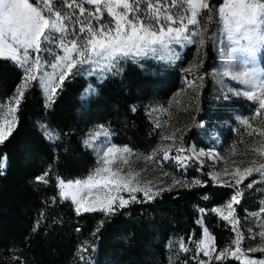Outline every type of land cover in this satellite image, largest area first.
<instances>
[{"label": "trees", "instance_id": "1", "mask_svg": "<svg viewBox=\"0 0 264 264\" xmlns=\"http://www.w3.org/2000/svg\"><path fill=\"white\" fill-rule=\"evenodd\" d=\"M219 1L209 0L211 11H206L210 14ZM135 5L144 6L139 1ZM205 49L203 106L211 99L209 70L216 55L209 31ZM261 59L264 64V54ZM21 77L16 62L0 58V102ZM148 81L140 72L128 78L109 77L87 102L80 96L86 79L79 74L66 78L51 102L38 84L24 88L15 130L0 145V157L7 158L0 174V264H178L182 256L192 264L190 251L178 247L181 239L190 243L201 234L199 208L205 209L202 216L217 241L226 238L229 227L211 210L236 187L214 180L205 165H199L200 186L166 189L150 201L137 198L139 202L113 215H78L71 199L59 196L56 178L84 174L95 158L83 141L93 121H105L117 140L131 145L151 139L152 123L142 107L134 104L150 90ZM40 122L59 128V139L46 138ZM229 134H224L227 141ZM185 135L204 144L192 128ZM46 171L49 182H38L35 178ZM213 264L244 263L229 257Z\"/></svg>", "mask_w": 264, "mask_h": 264}, {"label": "rangeland", "instance_id": "2", "mask_svg": "<svg viewBox=\"0 0 264 264\" xmlns=\"http://www.w3.org/2000/svg\"><path fill=\"white\" fill-rule=\"evenodd\" d=\"M132 1L129 0V3ZM135 1L144 5L140 8L141 19L146 24L151 22L153 27L156 22L150 18L154 15V9L157 6L161 8V23L165 25V28L169 26V21L163 19L166 14L171 15L173 20L184 19L185 22L190 17L191 9L187 0H175V3L172 0ZM29 2L37 6V0H29ZM71 2L72 0H64V4ZM76 2L86 9L85 16L81 17L75 8L64 7L63 4L58 3V0L56 3V10L61 11L62 15L73 17L66 21L68 32L64 43L68 46L72 39H78V41L85 39L87 34L79 33V27L81 23L86 26L89 19H91L93 28L98 27L99 24L114 26V19L108 13L107 5L103 2L99 5V14L96 12V5L88 4L85 0H76ZM226 2L227 0H220L214 4L210 14L206 10H201L197 17L198 24L189 26L188 33H185L188 35L201 32L204 39L203 44L200 43L201 36H192L191 42L181 39L178 44L173 41L167 46L156 45V50L150 51L146 56L137 57L135 60L122 59L120 63L111 67L103 58H96L95 62L80 66L79 70L73 69L74 74L70 73L69 78L79 74L86 79V84L80 92L81 97L90 88L95 89L96 92L100 83L109 77L125 76L128 78L131 73L137 72L146 75L150 90L143 93L134 104H139L148 115L152 123V136L147 142L131 145L128 142L117 140L116 132L105 121L95 120L83 134L84 143L89 141L90 143L87 145L94 151V160L84 174L66 179L60 177L61 179L65 181L85 179L98 166V155H102L103 151L113 144L119 147L128 146L132 150L131 155L125 154L129 161L128 164L117 160L112 165L113 169L119 168L122 175H126L130 171L133 174L139 173L137 180L140 182V186L147 185L154 192L159 189H168L174 180L187 184H191L194 180L201 181L199 165H205L208 174L223 173L227 169L229 175H221L220 180L234 184L235 179L239 178V175L235 173L237 168L243 172L246 167L255 168L264 163V156L257 151V149H264V134H262L264 133V109L259 106V100L264 99V95H261L264 91V64L261 59L264 54V45H257L254 54H249L242 50L247 41L241 39L239 34L229 38V33L219 13V9ZM260 2L264 3V0H260ZM149 4L152 5V8L148 7ZM115 10L117 12L124 11L122 5ZM89 13L92 14L91 17L88 16ZM77 21L81 23H77ZM171 26L179 27L180 25L172 24ZM208 31L216 55L209 70L212 81L211 99L207 106H203L204 70L202 64L206 57L205 40ZM58 45L59 41L56 44H50L48 50L41 53L42 63L40 70L36 73L37 80L27 81V85L36 83L41 87L46 101H49V92L44 86L45 81L51 77L53 86L59 82L61 68L53 69L51 67V64L57 62L59 56L64 55L62 48ZM233 49L236 51L234 52ZM72 55L74 59L77 57V53ZM35 56L36 53L32 51L31 59L34 60ZM18 66L22 71V77L13 92L4 96L0 102V109H2L0 124L12 119L13 113L10 109L14 107L13 98L17 95L21 85L25 84V70L19 64ZM250 69H254L256 72L257 79L254 84L244 83L243 77L235 79L238 74ZM64 70L66 71V69ZM245 92H253L257 99H250L243 94ZM14 115L17 117L16 112ZM157 123L160 124L159 128L156 127ZM41 125L46 124L40 122ZM46 126L50 130H55L60 136L59 128L51 125ZM191 128L204 140V144L196 142L194 138L186 139L185 134ZM226 132L229 134L228 141L224 138ZM166 136L174 138L167 140L164 139ZM53 139L55 138L53 137ZM179 148H183L185 151L178 152ZM165 150L169 152L170 158L167 160L163 159ZM200 152H204L205 155L196 159L193 153L198 156ZM149 156L152 158L146 159ZM177 156L181 157V160H177ZM186 157L192 158L184 159ZM210 176L212 177V175ZM249 184L252 186L247 187ZM176 187L179 186H172V188ZM237 191L241 193V196L239 197L240 203L234 205L235 218L239 221L235 227L244 237L240 245L241 254L238 257H233L230 254L235 251V245L232 243L236 239L233 225L223 220L229 227V233L219 242L205 222L202 216L203 212L200 211L197 220L202 226L201 234L190 243L184 239L180 240L186 247H191L189 256L195 261L192 264H199L200 261H205V264H213L215 261L217 262L216 255L225 249L229 250L227 258L230 257L243 263L245 258L258 262L264 261V237L260 236V233L264 232V211H261L264 209V175L254 171L229 196L212 206V209L220 207L227 212L225 205L230 202L231 197ZM120 195L125 199L130 197L127 192H121ZM135 195L137 198H144L143 193L137 192ZM237 210H239L238 213ZM254 213L256 215H253ZM205 227L210 236L215 238L216 251L210 261L203 252L197 249L199 242L206 239L203 232ZM250 249H256V251H250ZM178 264L189 263L187 258L182 256Z\"/></svg>", "mask_w": 264, "mask_h": 264}, {"label": "snow or ice", "instance_id": "3", "mask_svg": "<svg viewBox=\"0 0 264 264\" xmlns=\"http://www.w3.org/2000/svg\"><path fill=\"white\" fill-rule=\"evenodd\" d=\"M85 2L96 5L97 14L100 13L99 5L102 2L106 4L108 13L114 19V26L99 24L98 27L93 28L91 19H89L86 26L77 21V23H81L79 33H86L87 35L83 40L72 39L70 46H68L64 43L68 32L66 21L73 19V17L62 15L61 11L56 10L57 0H37V6H34L29 0H0V58H9L18 63L24 68L26 73L25 84L21 85L17 95L13 98L14 107L10 109L13 113L12 119L0 124V145L15 130L17 121L14 113L19 108L24 96V88L27 86V81L37 80L36 73L40 70L42 63L41 53L47 51L50 44H56L59 41L58 46L62 48L64 55L59 56L57 62L51 64L53 69L61 68L58 77L59 82L53 86L51 77L45 81L44 86L49 92V102L52 101L57 89L60 88L69 74L73 73V69L79 70L80 66L91 64L95 62L96 58H103L111 67L120 63L122 59L131 58L135 60L137 57L146 56L150 51L156 50V45L167 46L173 41L178 44L181 39L191 42L192 36H201L200 43L203 44L204 39L201 32L189 33L188 35H185V33H188L189 26L198 24L197 17L201 10L211 11L209 0H187V4L191 9L190 17L185 22L184 19L173 20L171 15L166 14L163 19L169 21V26L165 28V25L161 23L160 6L154 9V15L150 18V20L156 22L155 27H153L151 22L146 24L141 19L139 5L134 6L135 0H133V3H129V0H85ZM172 2L175 3V0H172ZM58 3L70 9L75 8L81 17L85 16L86 9L78 4L76 0H72L70 4H64V0H58ZM121 5L124 11L117 12L115 9ZM148 7L152 8V5L149 4ZM219 13L229 33V38L231 39L232 36L239 34L241 39L247 41L246 46L242 49L243 51L254 54L257 45H264V3L260 2V0H227L224 6L219 9ZM88 16L91 17L92 14L89 13ZM130 16L132 17L131 19L129 18ZM172 24H179L180 26L172 27ZM32 51L36 53L34 60L31 59ZM233 51L235 52L236 49H233ZM73 53H77L75 59L73 58ZM241 77H243V82L248 84H254L257 79L254 69L238 74L235 79H241ZM94 92L95 89L90 88L83 94L82 100L87 102L88 96ZM243 94L250 99H257L253 92H245ZM261 95H264V91H262ZM259 106L264 109V99L259 100ZM41 127L44 129L46 138L50 140H53V137L59 139V133H56L55 130L48 129L46 125H41ZM156 127L159 128L160 124L157 123ZM173 138L172 136L164 137L167 140H172ZM85 143L89 144L90 142L85 141ZM177 151L184 152L185 149L179 148ZM257 151L264 156V149H257ZM125 154H132V150L128 146L119 147L113 144L107 147L102 155H98V166L85 179L65 181L57 177L60 189L59 196L63 199L70 198L78 215L82 212H101L105 215H113L118 210L128 207L130 203L139 202L135 195L137 192L143 193L146 201L153 200L164 189L154 192L147 185L141 187L140 182L137 180L139 173L133 174L130 171L126 175H122L119 168L113 169L112 165L117 160L123 164H128L129 161ZM193 155L196 156V159H199L205 153L200 152L198 156L193 153ZM151 158L150 156L146 157V159ZM169 158V152L165 150L163 159L167 160ZM191 158L186 157L184 159ZM6 159V156L0 157V174H3ZM176 159L181 160V157L177 156ZM254 171L264 175V163L259 164L255 168L246 167L243 172L237 168L235 173L239 175V178L235 179L234 184L228 186H239ZM209 175H212L213 179L219 183L225 184L226 182L221 181L220 177L221 175H229V173L225 169L223 173H209ZM47 177L48 172L46 171L35 179L38 182L47 184L49 182ZM200 185V180H194L191 184L174 180L167 190L170 191L172 186L195 187ZM251 186V184L247 185V187ZM121 192L129 193L130 197L125 199L120 195ZM240 196L241 193L237 191L231 197L230 202L225 205L227 212L220 207H215L211 210L219 214L224 221H228L233 225V231L236 233V239L232 241L235 245V251L230 253L233 257H238L241 254L240 245L244 239L242 233L235 227L239 221L235 218L236 209L234 205L240 203ZM204 199H208V197L205 196ZM199 211L204 212L205 210L200 209ZM261 211H264V209H261ZM253 215L256 214L254 213ZM197 222L200 223V221ZM203 232L206 239L199 242L197 249L203 252L204 256L208 257L210 261L216 251L214 246L215 238L210 236L206 227ZM260 236L264 237V232H261ZM179 248L184 252L189 250L183 241H180ZM250 251H256V249H250ZM228 254L229 250L225 249L216 255L215 259L217 261L226 259ZM199 264H205V261H200ZM244 264H264V261L258 262L245 258Z\"/></svg>", "mask_w": 264, "mask_h": 264}]
</instances>
